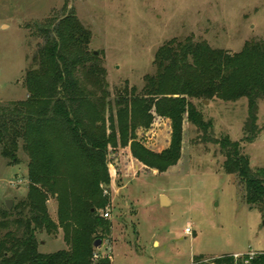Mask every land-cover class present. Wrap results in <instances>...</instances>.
I'll return each instance as SVG.
<instances>
[{"label": "rangeland", "instance_id": "374dc122", "mask_svg": "<svg viewBox=\"0 0 264 264\" xmlns=\"http://www.w3.org/2000/svg\"><path fill=\"white\" fill-rule=\"evenodd\" d=\"M69 11L91 31L90 49L107 70L112 111L125 88L141 91L145 76L157 73V50L173 39L191 38L231 53L264 40V0H0V102L27 99L23 81L43 42L39 28L47 18ZM188 99L211 126L204 133L185 116L182 156L175 165L159 170L141 162L131 142L109 149L110 180L100 184L107 205L98 212L112 223V232L103 238L97 234L102 242L97 251L110 256L112 264H193L196 255L209 261L228 254L246 263V254L264 250V211L250 208L244 183L225 172L226 156L214 139L229 135L240 142L253 168H264V97L252 131L246 130V97ZM150 114L151 124L138 127L135 140L160 153L170 146L173 122L155 108ZM18 155L19 161L10 164L0 148V236L7 232L1 212L13 211L29 191L30 158L23 150ZM162 195L170 202L162 203ZM47 203L58 222L56 196ZM36 236L41 253L69 248L62 228Z\"/></svg>", "mask_w": 264, "mask_h": 264}, {"label": "trees", "instance_id": "16d2710c", "mask_svg": "<svg viewBox=\"0 0 264 264\" xmlns=\"http://www.w3.org/2000/svg\"><path fill=\"white\" fill-rule=\"evenodd\" d=\"M39 34L43 42L23 81L27 99L0 102L1 155L10 164L19 161L20 150L30 158L26 199L13 211L1 212L7 232L0 236V264H112L107 255L95 259L98 235L112 232V223L98 212L107 205L100 184L110 180V147L131 142L141 162L159 170L175 165L182 156L185 116L204 133L211 126L188 97H246V130H254L264 97V40L247 42L239 53H231L191 38L173 39L157 50V73L145 76L141 91L125 88L112 111L107 70L90 49L91 31L75 11L47 18ZM153 108L173 122L170 146L160 153L135 140L136 129L151 124ZM214 139L226 156L225 172L244 183L250 208L264 211V168H253L240 142L229 135ZM51 195L59 203L58 222L49 213ZM59 228L69 248L39 252L37 232ZM244 258L246 263L234 254L209 261L196 255L193 264H264V250Z\"/></svg>", "mask_w": 264, "mask_h": 264}, {"label": "water", "instance_id": "95a60500", "mask_svg": "<svg viewBox=\"0 0 264 264\" xmlns=\"http://www.w3.org/2000/svg\"><path fill=\"white\" fill-rule=\"evenodd\" d=\"M208 102V101H207ZM162 203H167L168 201L170 202V200L165 196V195H162ZM6 204H7V206H8V208L9 209H12V207H13V204H12V201L11 200H6ZM101 240L100 239H98V240H96V243H95V247H100L101 246Z\"/></svg>", "mask_w": 264, "mask_h": 264}, {"label": "built area", "instance_id": "2783aa9c", "mask_svg": "<svg viewBox=\"0 0 264 264\" xmlns=\"http://www.w3.org/2000/svg\"><path fill=\"white\" fill-rule=\"evenodd\" d=\"M104 216H105V217H109V213L106 212V213L104 214ZM185 231L188 232V233H190V229H189V228H186ZM102 255H104V254L97 252V253L95 254V259L101 257ZM104 256H105V255H104ZM235 257H236V256H235Z\"/></svg>", "mask_w": 264, "mask_h": 264}, {"label": "crops", "instance_id": "0c3cea01", "mask_svg": "<svg viewBox=\"0 0 264 264\" xmlns=\"http://www.w3.org/2000/svg\"><path fill=\"white\" fill-rule=\"evenodd\" d=\"M238 254V253H237Z\"/></svg>", "mask_w": 264, "mask_h": 264}]
</instances>
